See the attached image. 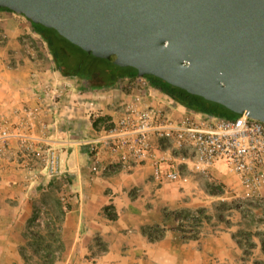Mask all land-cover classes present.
Here are the masks:
<instances>
[{
	"label": "crops",
	"instance_id": "crops-1",
	"mask_svg": "<svg viewBox=\"0 0 264 264\" xmlns=\"http://www.w3.org/2000/svg\"><path fill=\"white\" fill-rule=\"evenodd\" d=\"M19 30L6 31L9 42L0 46V128L11 134L3 149L0 144V264H29L22 250L28 246L24 232L32 199L49 191L72 196L53 264H241L242 249L228 229L205 224L195 239L186 240L167 216L210 203L206 191L201 195L195 189L199 178H189L185 168L190 184L159 185L150 167L128 172L103 156L101 172L90 178L85 141L96 136L93 118L113 115L115 106L128 100L117 86L125 81L91 88L47 69L41 60L23 55ZM89 109L96 110L94 116ZM32 137L56 151L55 175H47L26 151ZM211 174L220 179L217 169ZM157 227L162 238L151 241L145 232Z\"/></svg>",
	"mask_w": 264,
	"mask_h": 264
},
{
	"label": "water",
	"instance_id": "water-1",
	"mask_svg": "<svg viewBox=\"0 0 264 264\" xmlns=\"http://www.w3.org/2000/svg\"><path fill=\"white\" fill-rule=\"evenodd\" d=\"M0 9L264 122V0H0Z\"/></svg>",
	"mask_w": 264,
	"mask_h": 264
},
{
	"label": "built area",
	"instance_id": "built-area-1",
	"mask_svg": "<svg viewBox=\"0 0 264 264\" xmlns=\"http://www.w3.org/2000/svg\"><path fill=\"white\" fill-rule=\"evenodd\" d=\"M124 81L128 100L117 104L113 115L94 116L96 110L88 111L93 122L102 119L96 136L85 141L90 178L101 172L102 157L107 156L128 172L150 167L152 180L160 185L187 182L183 168L203 175L220 169L238 178L245 196H263L264 122L246 113L234 119L199 113L166 102L143 77ZM9 137L0 129V142ZM31 139L32 155L47 175H55L56 151L40 138Z\"/></svg>",
	"mask_w": 264,
	"mask_h": 264
},
{
	"label": "rangeland",
	"instance_id": "rangeland-1",
	"mask_svg": "<svg viewBox=\"0 0 264 264\" xmlns=\"http://www.w3.org/2000/svg\"><path fill=\"white\" fill-rule=\"evenodd\" d=\"M11 28L20 29L16 39L23 55L41 60L47 69L48 67L55 69L45 41L33 31L30 22L22 15L0 10V46L9 42L6 31ZM77 80L80 81L79 78ZM119 85L124 89L127 87L122 83L117 84ZM163 100L167 102L165 97ZM9 135L11 137L10 133ZM8 139L3 143L0 142L1 149L4 148ZM33 148L31 146L26 151L32 152ZM217 171L220 179H212L211 173L203 175L189 172V178L192 175L199 178V183L194 184L198 193L202 195L201 190H204L209 195L207 199L210 203L206 208L169 212L167 216L176 220V228L183 237L196 234L198 236L205 224L213 230L228 229L242 249L244 261L241 264H247V262L248 264H264V191L261 197L249 198L244 195L236 176L220 169ZM185 184L190 182L187 180ZM61 197L56 192L49 191L41 195L35 194L32 199V216L28 222V229L24 232L28 246L24 251L22 250L29 264L48 263L49 259L59 252V243L55 244L54 241L60 240L62 216L72 196H65V201H62ZM161 232V228L148 231L151 237H157Z\"/></svg>",
	"mask_w": 264,
	"mask_h": 264
},
{
	"label": "trees",
	"instance_id": "trees-1",
	"mask_svg": "<svg viewBox=\"0 0 264 264\" xmlns=\"http://www.w3.org/2000/svg\"><path fill=\"white\" fill-rule=\"evenodd\" d=\"M0 10L11 12L8 9ZM30 24L33 31L45 41L53 59L55 69L62 76L77 77L84 82L86 87L91 88L111 87L122 79H135L138 77L137 70L132 67H119L105 59L95 58L88 55L79 47L71 44L69 41L61 37L55 30L48 29L42 25L31 22ZM143 78L147 80L148 84L152 88L161 92L167 101L172 105H179L189 110L211 116H219L229 119L238 117V114L231 112L220 104L205 100L197 95H192L187 91L172 86L155 76L148 75ZM100 121H102V119H97L94 122V128L97 127ZM154 229L160 230L159 227ZM145 234L151 241H157L162 238L163 232H161L157 237H151V234L148 232H145ZM196 236L197 234L191 237H184V239H195ZM51 238L53 237L51 236ZM54 243H59V249L61 248L59 239H55ZM55 259L56 256L49 259L48 263L42 264H53Z\"/></svg>",
	"mask_w": 264,
	"mask_h": 264
}]
</instances>
